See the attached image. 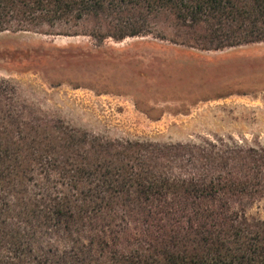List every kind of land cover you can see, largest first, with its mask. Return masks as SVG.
I'll return each instance as SVG.
<instances>
[{
  "label": "trees",
  "instance_id": "1",
  "mask_svg": "<svg viewBox=\"0 0 264 264\" xmlns=\"http://www.w3.org/2000/svg\"><path fill=\"white\" fill-rule=\"evenodd\" d=\"M264 42V0H0V32ZM166 31V30H165ZM163 37L166 33L162 34ZM0 78V264H264V146L110 139Z\"/></svg>",
  "mask_w": 264,
  "mask_h": 264
},
{
  "label": "rangeland",
  "instance_id": "2",
  "mask_svg": "<svg viewBox=\"0 0 264 264\" xmlns=\"http://www.w3.org/2000/svg\"><path fill=\"white\" fill-rule=\"evenodd\" d=\"M165 30L103 43L0 32V78L29 109L110 139L264 146V42L206 51ZM248 212L264 219V199Z\"/></svg>",
  "mask_w": 264,
  "mask_h": 264
},
{
  "label": "bare ground",
  "instance_id": "3",
  "mask_svg": "<svg viewBox=\"0 0 264 264\" xmlns=\"http://www.w3.org/2000/svg\"><path fill=\"white\" fill-rule=\"evenodd\" d=\"M69 38H70V37H69ZM65 40H66V39H65ZM65 40H64V41H65ZM55 45H56V46H66V44H65V43H63V42H60V41H56V42H55ZM123 45H124V46H126L127 44H126V43H124V44H122L121 46H123Z\"/></svg>",
  "mask_w": 264,
  "mask_h": 264
}]
</instances>
